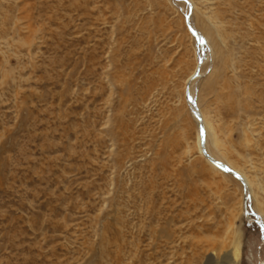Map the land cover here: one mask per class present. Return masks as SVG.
Wrapping results in <instances>:
<instances>
[{"label": "rangeland", "instance_id": "obj_1", "mask_svg": "<svg viewBox=\"0 0 264 264\" xmlns=\"http://www.w3.org/2000/svg\"><path fill=\"white\" fill-rule=\"evenodd\" d=\"M194 2L221 23L223 48L199 13L192 27L228 55L202 46L192 99L264 186V0ZM187 9L0 0V264H221L238 244V264L264 259L259 226L229 219L241 194L229 178L243 187L195 150Z\"/></svg>", "mask_w": 264, "mask_h": 264}, {"label": "bare ground", "instance_id": "obj_2", "mask_svg": "<svg viewBox=\"0 0 264 264\" xmlns=\"http://www.w3.org/2000/svg\"><path fill=\"white\" fill-rule=\"evenodd\" d=\"M177 1L184 2L183 0H177ZM185 2L187 3V5H189V7L191 6L190 7V13L188 15V24H186V25H189L194 30V28L191 25L190 15L191 14L193 15L195 13H199L201 15L203 24L206 25V22H207L210 25L209 27H211L215 31V34L219 40V43L217 42V44H218V46L223 48L224 41H223V38H222L220 31H219L220 30L219 27H220L221 23H218L216 21V19H214L215 16L214 17H212L210 15L208 16L206 13L201 11L195 5L194 0H185ZM191 8H192V10H191ZM23 13H24V11H23ZM205 14L207 16H205ZM20 20H21V18H20ZM13 22L14 21H12V23ZM194 31L197 34H200L202 39H203V43H202L201 47L202 46H208L210 48V51H211V56L217 57L218 54L216 53V45H214L212 43L211 39L208 37L209 34H206V32L201 34L196 29ZM221 48H219L218 58H219L220 62L225 65L226 61H227V55L228 54L226 55L225 52H222ZM260 51L263 54L262 56H264V51L262 48L260 49ZM205 54H203V56L201 57V61L199 63L197 60L195 61L193 69H192L191 73L187 76V78L184 80V85H183L184 105L187 108L188 112H190V115H191L192 120L195 123V127H196V134H195V140H194L195 150H196L197 154L203 159V162L205 163V167H208L209 170H212V171L216 172L217 174L222 175L224 178H226V177L229 178L230 177L229 175L233 176L235 179H237L239 181V183L243 187L241 181L238 178H236L234 175L222 170L221 168H218L213 162H211V160H209V158H206V156L203 154L201 149L203 148L206 155H208L212 159L220 162L221 164H224L225 166L234 170L236 173H238L241 176V178L243 179V181L245 182V185H246V190H244V187H243V190H244V197L247 196V199H248L247 200V206H249L248 203H251V202L253 203L255 210H257V214L255 213L256 220L263 223L262 219L260 218V215L264 216V186L262 184H260L257 180H255L254 177H252L249 174L246 167L243 164H241L240 161H238V158L240 157L239 154H237L238 158L236 160L234 159L235 157L232 155L234 153L231 152L233 150V148L230 145V142L229 143H227L228 141L225 142L224 134L221 133L220 128H219L220 126L219 127L216 126L215 121H213V119L209 118L207 112L201 107L202 104L200 105V102H199L200 100L196 103L192 99L190 87H191L192 83L196 79H198L204 72L205 65H206V62L204 64V60L206 61V58H207V55H205ZM204 57H205V59H204ZM263 64H264V62H263ZM261 68L259 70H262ZM186 91L191 98L190 102H187L185 100V92ZM199 126L201 127L202 133H203L202 143H201L200 135H199ZM241 134H242V136H241L242 140H240L241 142H239V143H240V146L242 148L244 147L246 150H248V149H252V147L256 146L255 143H253V137H252V134L248 128L242 129ZM229 179L233 180L241 191V194H240V197H239V200L237 203L238 209H237V211L232 210L230 212L229 219H231L234 222L236 215L238 213L242 214L244 211L245 217L249 221H251L252 216H250L251 218L247 217L245 209H244V197L242 195V189H241L240 185L231 177ZM242 205H243V209H242ZM257 225H259V224H257ZM260 233H261L262 240L264 241V228L260 229ZM235 235H237V234H235ZM238 245H237V248L231 254L223 257L221 264H238V261H239ZM259 264H264V259Z\"/></svg>", "mask_w": 264, "mask_h": 264}, {"label": "water", "instance_id": "obj_3", "mask_svg": "<svg viewBox=\"0 0 264 264\" xmlns=\"http://www.w3.org/2000/svg\"><path fill=\"white\" fill-rule=\"evenodd\" d=\"M185 2V0H183ZM190 13V7L188 5V9H187V13L184 14V21L186 24H188V15ZM189 31L191 32V34L193 35V37L195 38V40L197 41V51H198V55L200 57V59L198 60V63L201 61V57L203 56L204 54V49L201 48V45L203 43V39L201 37V35L197 34L189 25H187ZM185 100L187 102H190L191 101V98L190 96L188 95L187 91L185 92ZM199 135H200V140H201V143L203 141V133H202V129L201 127L199 126ZM203 154L206 156V158H209V160H211V162H213L218 168H221L222 170L234 175L236 178H238L243 187H244V190H246V185H245V182L243 181V179L241 178V176L236 173L234 170L230 169L229 167L225 166L224 164H221L220 162L212 159L211 157H209L208 155H206V153L204 152L203 148L201 149ZM247 196L244 197V209H245V212H246V215L247 217H250L252 216V222L256 223V224H259V228L260 229H263L264 228V225L263 223L259 222L258 220H256V217H255V214L251 211V210H248V206H247ZM249 211V212H248Z\"/></svg>", "mask_w": 264, "mask_h": 264}]
</instances>
